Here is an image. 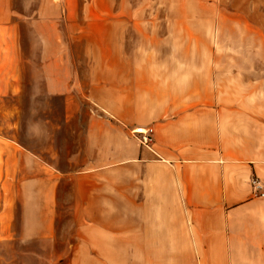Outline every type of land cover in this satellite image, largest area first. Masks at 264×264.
Instances as JSON below:
<instances>
[{
	"label": "crops",
	"instance_id": "crops-1",
	"mask_svg": "<svg viewBox=\"0 0 264 264\" xmlns=\"http://www.w3.org/2000/svg\"><path fill=\"white\" fill-rule=\"evenodd\" d=\"M130 54L113 79L66 68L63 90L57 63L50 69L45 89L66 94L71 108L66 147L55 141L44 157L0 134L2 246L49 242L63 251L49 264H106L65 255L104 250L108 239L116 249L177 252L169 264H264V197L250 183L264 179V83L221 86L219 97L217 76L182 51ZM9 56L0 34L2 95ZM71 82L107 114L77 113ZM138 125L154 126V151L132 136Z\"/></svg>",
	"mask_w": 264,
	"mask_h": 264
},
{
	"label": "rangeland",
	"instance_id": "rangeland-1",
	"mask_svg": "<svg viewBox=\"0 0 264 264\" xmlns=\"http://www.w3.org/2000/svg\"><path fill=\"white\" fill-rule=\"evenodd\" d=\"M0 7V34L9 36L10 55L4 64L10 91L0 93V134L44 157L55 141L64 148L70 140L63 137L71 113L66 94L45 89L55 63L61 90L66 68L91 82L113 79L114 68L131 66L130 53L142 50L191 56L196 67L217 76L219 97L227 94L221 86L264 83V0H0ZM69 85L80 106L77 113L107 114L75 83ZM76 125L80 129V122ZM66 233L73 235V228ZM2 242L0 264L17 258L25 264H49L63 253L50 249L49 242L26 240L18 250ZM176 253L116 249L108 239L104 250H77L65 257L105 259L106 264H169Z\"/></svg>",
	"mask_w": 264,
	"mask_h": 264
},
{
	"label": "built area",
	"instance_id": "built-area-1",
	"mask_svg": "<svg viewBox=\"0 0 264 264\" xmlns=\"http://www.w3.org/2000/svg\"><path fill=\"white\" fill-rule=\"evenodd\" d=\"M140 144L148 150L154 151L155 128L152 125H138L131 130ZM251 191L254 197H264V179L254 176L251 178Z\"/></svg>",
	"mask_w": 264,
	"mask_h": 264
}]
</instances>
